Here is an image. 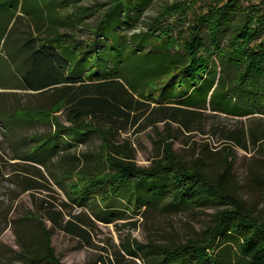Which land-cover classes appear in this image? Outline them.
Listing matches in <instances>:
<instances>
[{
  "label": "trees",
  "instance_id": "trees-1",
  "mask_svg": "<svg viewBox=\"0 0 264 264\" xmlns=\"http://www.w3.org/2000/svg\"><path fill=\"white\" fill-rule=\"evenodd\" d=\"M239 1L224 0L199 13L181 34L182 49H176L167 36L160 39L161 30L122 36L118 28H124L131 17L130 6L124 0L117 1L111 11L103 14L98 30L91 27L97 35L87 46L72 32H57L47 38L32 33L18 49L17 53L25 52L19 67L21 72L24 70L21 88L51 93L53 100L48 108L28 110L36 113L28 118L19 116L27 109L16 114L0 113V127L7 125L10 131L21 126L20 122L29 124L30 119L56 125L54 132L37 137L34 145L31 143L35 151L30 152V144L21 158L36 161L43 156L35 152L40 153L45 147L52 151L44 158L56 157L64 142L82 143L97 134L102 139V149L99 153L92 151L90 156L99 164L96 169L108 174L98 183L104 186L106 203L113 192L116 195L111 205L104 208L106 211L118 210L112 205L116 200L141 209L168 197L174 205L221 206L215 222L203 235L186 243L154 250L137 238H128L123 249L116 251L118 264H127L124 259L128 255L145 261L146 257H154L146 264H264V218L228 187L225 173L212 178L203 158L188 165L176 154L172 142L165 145L162 158L149 166H140L132 160L133 150L126 147L129 142L120 145L116 140L121 130L141 124L142 129H147L174 121L191 130L193 117L201 109L240 116L253 113L244 107L245 99L241 105L235 103L233 94L240 87L243 75L251 78L255 88L264 82V37H261L264 14L256 20L254 10L246 7L244 21L232 31V26L227 25L232 8ZM100 5L93 7L95 11H99ZM250 5L264 9V0L258 4L251 1ZM88 9L93 13V9ZM119 9L127 13L123 19L116 15ZM86 10L82 8L75 13L83 17ZM113 14L116 16L112 19ZM56 21L64 22L58 18L49 22ZM206 23L211 24L209 34L203 26ZM228 35L232 37L226 44L223 40ZM249 95L252 96L251 91L243 94ZM155 102L158 105L153 106ZM58 112L66 115L70 126L63 124L59 116L56 120L46 119ZM83 172L87 171L83 169ZM143 194L147 195L146 199L142 198ZM80 197L84 201L82 192ZM51 220L55 228L92 242L89 216L74 214L67 218L59 210L53 212ZM40 221L45 230V256L56 264H64L52 250V230ZM100 261L116 264L110 256Z\"/></svg>",
  "mask_w": 264,
  "mask_h": 264
},
{
  "label": "rangeland",
  "instance_id": "rangeland-1",
  "mask_svg": "<svg viewBox=\"0 0 264 264\" xmlns=\"http://www.w3.org/2000/svg\"><path fill=\"white\" fill-rule=\"evenodd\" d=\"M117 1L119 0H0V113L16 114L27 109L20 112L19 116L28 118L36 114L35 110L48 108L52 103L51 93L21 88L24 70L21 72L19 67L25 52H17L25 39L32 33L47 38L57 32H72L78 39L85 41L83 46H87L97 35L91 27L98 30L97 25L103 20V14L111 11ZM124 1L130 6L127 9L131 17L124 28H118L122 36L158 33L161 30L160 39L164 40V36H167L176 49L183 48L181 34L195 22L199 13L224 2ZM251 1L257 4L260 2L241 0L232 8L230 23L227 25L232 26V31L244 21L246 7L254 10L256 20L264 14V9L251 7ZM99 4V11H95L93 7ZM82 8L87 9L83 17L75 13ZM88 8L93 9V13ZM126 14V11L123 13L120 9L116 12L119 19H123ZM116 15L113 14L112 19ZM57 18L64 22H49ZM208 21L211 23V20ZM210 23L203 25L206 26V34H209ZM229 37L232 36L228 35L223 42L227 44ZM261 37H264V33ZM246 77H241L240 87L234 90L233 97L234 102L240 105L245 99L244 107L252 110V114L240 116L210 108L201 109L193 117L191 130L174 121L161 122L147 129H142L141 124L121 130L116 137L117 143L122 145L129 142L126 147L133 150L132 160L140 166H149L155 159L162 158L168 142L173 143L176 154L188 165L203 158L209 175L217 178L225 173L228 187L263 219L264 82L255 88L251 78ZM246 91H251L252 96H243ZM156 105L158 103H153V106ZM28 110L34 111L31 113ZM56 114L49 115L46 119L56 120V116H59L63 124L71 125L64 113ZM20 123L21 126L10 131L7 125L0 127V264H56L45 256V230L40 220L52 230V250L64 264H103L100 259L109 256L118 264L116 251L123 249L128 238H137L158 250L161 246L168 247L170 244L200 238L205 229L215 222L216 212L221 207L219 204L195 207L188 204L174 205L170 203L171 197L156 203L148 202L147 206L140 204L141 209L116 200L112 205H116L118 210L106 211L104 208L111 205L110 202H113L116 195L113 192L106 203V195L102 193L104 186L98 182L106 179L108 174L98 171L99 164L90 156L92 151L99 153L102 149V139L94 134L82 143L64 142L56 157L52 155L44 158L49 150L52 151L45 147L40 153L35 152L43 157H38L36 161L27 160L21 156L26 155L30 144H36L37 137L54 132L56 125L32 119L29 124ZM33 145L30 152L36 150ZM83 169L87 172H83ZM81 192L84 201L80 200ZM142 198L146 199L147 195L143 194ZM59 210H63L67 218L74 214L89 216L92 242L55 228L51 215ZM146 258L149 261L154 257ZM124 261L127 264H146L144 259H134L129 255Z\"/></svg>",
  "mask_w": 264,
  "mask_h": 264
}]
</instances>
